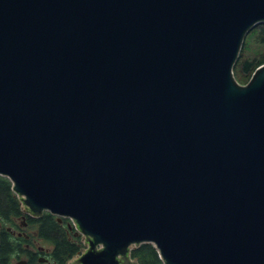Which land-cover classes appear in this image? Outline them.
<instances>
[{
	"label": "water",
	"instance_id": "95a60500",
	"mask_svg": "<svg viewBox=\"0 0 264 264\" xmlns=\"http://www.w3.org/2000/svg\"><path fill=\"white\" fill-rule=\"evenodd\" d=\"M261 22L264 0H0V174L82 234L63 264L146 241L264 264V62L233 72Z\"/></svg>",
	"mask_w": 264,
	"mask_h": 264
},
{
	"label": "trees",
	"instance_id": "16d2710c",
	"mask_svg": "<svg viewBox=\"0 0 264 264\" xmlns=\"http://www.w3.org/2000/svg\"><path fill=\"white\" fill-rule=\"evenodd\" d=\"M264 62V23L256 24L245 36L239 57L234 64V75L249 78L254 69ZM247 81V80H246ZM25 214L28 225L35 227V237L46 240L50 244V258L55 264H63L82 238L75 228L68 227L67 218L59 220L55 214L43 211L40 216L24 213L21 202L12 189L11 180L0 174V264H11L14 257L31 253L25 246L30 243V235L12 234L8 226L17 228V220ZM81 245L78 246V250ZM130 255H137L141 264H163L156 247L152 242H141L130 249Z\"/></svg>",
	"mask_w": 264,
	"mask_h": 264
},
{
	"label": "flooded vegetation",
	"instance_id": "af4514ba",
	"mask_svg": "<svg viewBox=\"0 0 264 264\" xmlns=\"http://www.w3.org/2000/svg\"><path fill=\"white\" fill-rule=\"evenodd\" d=\"M24 213H27V212H24ZM29 214V213H27ZM30 215V214H29ZM32 216V215H31ZM58 218V216H56ZM63 217H60L58 218L59 220H62ZM67 218V225L68 227H72V222L71 220L68 218V217H65ZM21 221L20 224H18L17 228H12V227H9V231L12 233V234H16V235H24L26 238L29 237V235L25 234V232L22 231V228L24 227H28V222L26 221V216L25 214H22L21 217L18 219ZM7 227V228H8ZM77 232V231H76ZM82 238V237H81ZM25 246L31 250V253H28V254H25L24 257H17L18 259L19 258H25L27 260L28 263L30 264H55V262L50 258V247L49 248H46V247H42V246H36V248H32L30 246V244L28 242H25L24 243ZM50 246V245H49ZM82 248V246L80 247V249ZM79 249V250H80ZM16 258V257H15ZM16 258V259H17ZM16 262V261H15ZM14 262V263H15ZM13 261H11V264H14Z\"/></svg>",
	"mask_w": 264,
	"mask_h": 264
},
{
	"label": "rangeland",
	"instance_id": "374dc122",
	"mask_svg": "<svg viewBox=\"0 0 264 264\" xmlns=\"http://www.w3.org/2000/svg\"><path fill=\"white\" fill-rule=\"evenodd\" d=\"M242 47V46H241ZM235 77H236V79L240 82V83H245L246 82V80H248V78H241L240 77V75L238 74V73H236L235 74ZM17 222H18V224H20L21 223V221L20 220H17ZM35 227H32V226H28V227H24V228H22V231L23 232H25V234H27V235H30V237L31 238H29L30 239V246L33 248H36V246H42L43 248L44 247H46V248H49L50 246V244H49V242H47L46 240H43V239H40V238H37V237H35V229H34ZM80 235H81V237H82V234L80 233ZM83 238V237H82ZM82 241H83V239H82ZM84 242V241H83ZM19 257H24V254H21ZM17 258V257H16ZM15 257L12 259V261H13V263L15 262V261H17L18 260V258L16 259Z\"/></svg>",
	"mask_w": 264,
	"mask_h": 264
},
{
	"label": "bare ground",
	"instance_id": "6f19581e",
	"mask_svg": "<svg viewBox=\"0 0 264 264\" xmlns=\"http://www.w3.org/2000/svg\"><path fill=\"white\" fill-rule=\"evenodd\" d=\"M44 211H47V210H44ZM42 213H43V212H42ZM42 213H41V214H42ZM50 213H51V212H50ZM41 214H40V215H41ZM40 215H39V216H40ZM69 219H70V218H69Z\"/></svg>",
	"mask_w": 264,
	"mask_h": 264
}]
</instances>
